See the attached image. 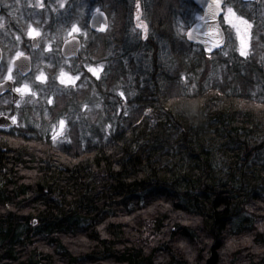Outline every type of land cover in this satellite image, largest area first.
<instances>
[{"label": "trees", "instance_id": "16d2710c", "mask_svg": "<svg viewBox=\"0 0 264 264\" xmlns=\"http://www.w3.org/2000/svg\"><path fill=\"white\" fill-rule=\"evenodd\" d=\"M160 16L158 32L173 38L172 16ZM127 19L119 34L111 24L89 29L106 64L91 84L105 99L108 130L94 125L84 138L71 121L69 140L57 143L35 127L0 130V264H264V91H253L264 72L256 56L209 57L181 42L171 49V73L154 49L152 66L123 87L125 102L116 90L129 69L121 62L110 71L107 60L109 50L131 55L120 51ZM212 58L228 66L223 80L204 76L190 92L184 78ZM82 59L81 50L72 60ZM90 91L56 94L53 117L80 111Z\"/></svg>", "mask_w": 264, "mask_h": 264}, {"label": "rangeland", "instance_id": "374dc122", "mask_svg": "<svg viewBox=\"0 0 264 264\" xmlns=\"http://www.w3.org/2000/svg\"><path fill=\"white\" fill-rule=\"evenodd\" d=\"M0 2L3 9L0 13V47L5 60V63L0 66V81L8 79L9 70H11L16 88L27 86L30 90L19 93L21 101L16 108L10 109L8 104L10 100L3 98L0 103V113H7L11 118L15 117V132H24L25 127H35L39 132L49 133L52 138L55 136V139H52L54 143L69 140L72 131L69 130L71 121L78 122L84 138L94 134V125H97L102 132L111 126V123L105 120L109 113L103 101L105 99L91 84L92 81L95 84V81L106 75L105 61L98 60L96 52L94 54L93 48L97 42L92 41L88 27V19L97 10L98 4L106 10L111 32L114 34L120 33L124 26V19L128 18V35L120 51L129 49L131 55L128 54L123 59L109 53L113 52L109 50L110 59H106L111 68L110 71L118 67L121 62L126 71L129 69V74L126 75L128 79L124 78L125 82L120 85L122 88L116 90L123 95L125 102L128 100L126 92L135 85V78L152 66L154 49L158 60L166 63L164 65L169 67L171 73L174 72L171 65H167L173 58L172 47H178L181 46V42H187L185 41L187 28L201 17L200 10L195 7L192 0H0ZM227 8H231L236 16L248 21L251 27L245 26L247 31L242 30L240 33L233 29L229 38V28L222 17L221 23L227 35V45L218 58L231 60L234 57L238 60L256 56L255 63L258 65L259 72H264V0H258L252 5H239L237 0H227L225 12ZM241 9L245 14L238 11ZM161 10L163 11L159 12ZM165 14L172 16L170 23L174 32L173 38L161 35L156 27V16L159 18L160 15ZM138 16L141 17L142 25L147 28L146 33H143L139 26L137 28ZM74 28L77 29L76 32L73 31ZM72 35L80 36L83 40L82 57L84 59L81 61L74 62L60 55L62 41ZM33 36L39 38L40 49L38 50H33L30 46V39ZM241 39L245 42L244 51L247 53L245 56L240 55ZM191 51L196 54L201 51V48L192 45ZM25 53L29 54L33 60V71L28 79L19 75L13 67V60ZM218 58L208 60L210 63L208 65L204 62V66L198 70L199 75L184 78L186 84H191L190 92L194 91L198 80L204 76L208 81L223 80L228 66L226 64L219 66L211 62L213 59L216 62L220 61ZM90 68L102 70L97 77L89 71ZM42 75L45 77L43 81L38 79ZM61 77L65 81L72 78L73 83H61ZM255 78L259 79V76L256 75ZM262 86L263 84L257 85L253 90L254 93L262 94L264 91ZM123 87H126L127 91ZM88 90H91L88 95L93 97L94 103H90L91 98L87 95L80 111L72 106V113L53 117L50 105L55 102L56 94L64 92L70 95L73 91L88 93ZM131 94L132 91H129V95ZM101 112L105 114H99ZM61 120L65 121L63 128L59 124ZM103 121H105L104 125Z\"/></svg>", "mask_w": 264, "mask_h": 264}, {"label": "water", "instance_id": "95a60500", "mask_svg": "<svg viewBox=\"0 0 264 264\" xmlns=\"http://www.w3.org/2000/svg\"><path fill=\"white\" fill-rule=\"evenodd\" d=\"M243 2H253L256 0H241ZM194 4L197 5L199 8H203L202 10V16L207 19V13H208V4H213L216 2V0H193ZM221 8L224 10V4L225 0H220ZM0 11H1V4H0ZM138 24L140 26V19L141 17L138 16ZM221 16L215 18L214 21L210 22V27L208 29H201V31H197V25L202 24L203 22L199 19L196 22H194L186 31V40L192 44H198L201 46L202 51L205 55L210 56L214 54L216 51L221 50L219 48L213 49V51L208 52L206 51L207 41L210 39L208 35L205 33H211V32H221L223 35H217L216 39L218 41L222 42V46L224 48L226 44V33L224 31V28L221 25L220 22ZM109 24L108 16L105 11L103 10H97L94 13L91 14L89 18V27L91 30L95 32H104L107 30ZM218 25V27H217ZM143 33H145V30L143 29ZM190 34V35H189ZM82 42L81 39L78 36H71L67 39H65L61 45L60 51L61 55L64 58H72V57H78L80 48H81ZM31 46L33 49L39 48V40L37 37H33L31 39ZM27 58V59H25ZM3 59V51L0 47V62ZM26 64L27 68L24 69V71L29 75L32 71V59L28 54H23L19 56V59L16 58L14 60L15 68L19 71L21 74V65ZM30 69V70H29ZM26 75V76H27ZM4 93H11L12 96V103L16 105L20 101V94L15 91V85L14 82L11 80L9 81L4 80L0 82V97ZM13 126V122L11 121V118L5 114L0 115V128H11Z\"/></svg>", "mask_w": 264, "mask_h": 264}, {"label": "snow or ice", "instance_id": "6c2138e0", "mask_svg": "<svg viewBox=\"0 0 264 264\" xmlns=\"http://www.w3.org/2000/svg\"><path fill=\"white\" fill-rule=\"evenodd\" d=\"M208 8V13H207V19H205V17H200L199 19L203 22L202 24H198L197 25V31H201V29H208L210 27V22L214 21L215 18L222 16L223 20L226 24V26L229 28V38H231V30H235L237 33H240L242 30L243 31H247V27H251V25L248 24V21L244 20L241 17H238L235 15V13L233 12V10L231 8H227L226 12L221 8V3L220 0H216L215 3L213 4H208L207 5ZM200 10H203V8H201ZM247 26V27H245ZM218 27V25H217ZM144 30L145 33L147 31L146 26H144ZM35 31V30H33ZM74 32L77 31L76 28L73 29ZM206 35H208L210 37V39L207 41V46H206V51L211 52L213 51V49H221V51L223 50V46H222V42L218 41L216 39L217 35H223V33L221 32H211V33H205ZM190 35V34H189ZM244 40L241 39V49H240V55L241 56H245L247 55V53L244 51ZM225 55H227V53H224ZM19 59V57H17ZM27 59V58H25ZM27 68L26 64H22L21 65V75L22 76H26L27 73L24 71V69ZM30 70V69H29ZM102 69H96V68H90L89 71L92 72L93 74L97 75V77L99 76V71H101ZM39 80L43 81L45 79V77L42 75L40 77H38ZM78 79V77H77ZM8 80L11 81L12 80V76H11V70H9V75H8ZM60 82L61 83H68V84H72L73 83V79L69 78L67 81L64 80L63 77L60 78ZM15 91L17 93H24V92H28L30 91L27 86H25L24 88H16ZM13 123H15V117L12 118ZM61 128H63V125L65 124V121L61 120L59 122ZM53 139H55V136H53Z\"/></svg>", "mask_w": 264, "mask_h": 264}, {"label": "flooded vegetation", "instance_id": "af4514ba", "mask_svg": "<svg viewBox=\"0 0 264 264\" xmlns=\"http://www.w3.org/2000/svg\"><path fill=\"white\" fill-rule=\"evenodd\" d=\"M196 7V6H195ZM2 11H3V9H2ZM201 12V11H200ZM137 22H138V20H137ZM139 26V24L137 23V28H139L138 27ZM140 26H142V31H143V29H144V26L142 25V22L140 23ZM140 29V28H139ZM10 97H11V95L10 94H4L1 98H0V103H1V100L3 99V98H6L7 99V101H8V99L10 100ZM10 103H11V100H10ZM10 103H8V104H10ZM10 107V106H9ZM11 108H14L12 105H11Z\"/></svg>", "mask_w": 264, "mask_h": 264}]
</instances>
